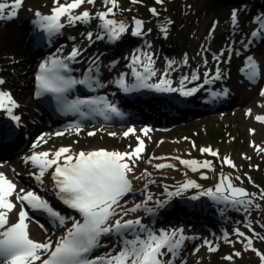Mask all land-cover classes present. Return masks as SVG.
<instances>
[{"label": "snow or ice", "instance_id": "obj_1", "mask_svg": "<svg viewBox=\"0 0 264 264\" xmlns=\"http://www.w3.org/2000/svg\"><path fill=\"white\" fill-rule=\"evenodd\" d=\"M133 3L138 0H132ZM158 4H163L164 0H156ZM54 7L50 14H42L39 11L34 13L36 19L34 23L39 29L52 37L61 32L65 27L62 22L66 20L67 24L75 25L77 22L89 23L93 16L88 10L77 11L82 9L85 4L95 5L96 0H70L67 3H61V0H53ZM106 11L95 14L96 18L102 23L99 27L103 30L104 35H97V40H103L105 36L110 41H119L122 36L128 31L126 24L123 21H118L114 18L115 11L118 7L117 0H103ZM24 0H12L11 3L0 2V20L14 19L19 10L23 7ZM154 16H159L155 8L150 9ZM237 11L231 13V20L235 25L237 23ZM135 29L131 31L132 36H141L144 34L143 21L136 19L134 21ZM256 27L251 31L249 40L244 44L245 49L258 36H264V13L257 15L253 21ZM150 31V30H149ZM162 31L166 34L167 28ZM211 34V32H210ZM87 39L92 40L93 34L88 33ZM60 51L59 49L57 50ZM240 53L237 52L236 55ZM82 55L80 48H73L71 52L64 58L49 57L46 61L38 66V74L35 77L38 91L37 96H42L45 93H51L56 99V102L66 112L79 113L85 116L86 113L82 108L87 107L89 112L97 113L109 119L108 113L121 115L119 109L108 101L105 96L96 98L74 99L68 100L65 93H68L76 85H84L90 90L93 88L92 69L88 70L89 75L83 79H74L71 75L63 73H71L73 69L70 67L72 62H76L77 58ZM224 53L219 56H214V59H220ZM231 50L229 52V58ZM187 58L184 63L187 64ZM227 62V61H226ZM95 63V61H93ZM154 60L152 54L144 53L133 55L131 63L128 67L131 69V75L135 78V83L129 84L126 82V74H122L115 81L117 86L125 93H131L140 89H154L157 92H177L182 96H193L198 90V87L185 88L184 82L189 80L187 75L180 80V87L174 88L171 86L172 81L168 78L169 72H165L159 82L151 83L153 77L157 75L154 68ZM174 62H169L168 68L172 69ZM207 64V60L204 61ZM245 72L248 79L255 81L260 76L259 66L253 56L249 55L245 61V67L241 69ZM208 72L204 73V84H210L213 80L221 78L220 68L216 67L215 75L212 79H208ZM200 76L193 73L191 81H197ZM5 81L0 78V85ZM95 83L98 87H103L99 80ZM226 94V93H225ZM213 95H217L215 92ZM264 96V89L260 92ZM19 107L17 101L13 98L9 91L0 90V111L6 112L7 115L18 124L20 116L14 114V110ZM248 114H251L249 110ZM258 122L264 123V116H256ZM77 131L79 128L77 126ZM150 129H143L142 132L147 136ZM254 134L255 130H250ZM64 133L57 132L55 135L61 136ZM130 134H135L134 128H128L124 133L125 137ZM89 135H95L90 132ZM114 135V134H112ZM40 141L45 142L41 136ZM37 146V145H34ZM193 147L195 145L193 144ZM258 152L264 153V148L253 145ZM202 154H209L212 157H219L218 151L211 148L199 149ZM145 152V142L140 137H137V146L129 151H109L106 149H97L91 151L72 152L70 147H60L55 152L40 151L34 153L27 160L36 168L38 174L35 179L43 183V178L46 173L51 170V179L54 182L56 195L60 201L69 209L74 210L79 214L81 219L68 217L72 221L71 227L66 229L65 235L56 242L49 240L48 242H38L30 238L28 213L24 209L23 204L26 203L33 210H42L49 216L55 218L61 226L66 224V217L50 205V203L35 191H25L19 189L12 180L0 172V264H172V259L165 260L166 256L175 258L179 255L180 250L187 239L183 234L182 229H173L171 231L161 229L159 231L152 230L142 223L141 218L125 219L129 213H136L143 209L149 214H155L153 208L148 207V202L153 200V196L149 193L145 201L136 203L134 206L125 207L126 197L134 192L133 179H145L150 177L151 173L145 169L140 176L135 175L137 161L142 159ZM250 159V157H245ZM155 159H167L164 157H155ZM179 165L190 170L193 173L201 170H212L213 162L211 160L183 159L179 156L174 157ZM223 165L231 168H236V165L231 158L224 157L221 161ZM156 169L172 168L176 165L172 163H157ZM201 179H208L206 173H201ZM239 176L235 180H240ZM251 182V178L249 177ZM148 183H155L149 180ZM145 190L148 184H145ZM201 184L194 179H187L180 184L174 191H169L168 187H164V192L167 194L168 200L157 201L159 208H164L165 205L173 197L182 196L190 189H201ZM15 195V199L21 203L18 211V218L15 222L10 223L9 215L12 213L16 205L12 202L11 197ZM200 197H209L213 201L223 204H230L236 207L237 210L243 208L247 211L253 206L254 194L248 192L245 188L237 186L233 182V178L229 175H220L219 181L214 188L209 187L206 190L200 191L199 195H193L191 199L197 200ZM260 198L264 199V191L260 193ZM123 201V203H122ZM257 208L259 205H255ZM253 236L264 240V236H259L255 233L251 225H248ZM117 234L121 239V247L115 254L89 258V254L101 246V238L109 234ZM131 235L132 238H127ZM235 235L239 238L238 241L243 244L244 251L254 252L261 262L264 264V253L257 250L253 244L252 236H247L245 232L239 229L235 230ZM225 240L228 243H233L225 234ZM208 246L209 252L217 251L209 241H204ZM198 251V249H197ZM241 252H234L232 255L224 257L231 261L234 257H240Z\"/></svg>", "mask_w": 264, "mask_h": 264}, {"label": "rangeland", "instance_id": "obj_2", "mask_svg": "<svg viewBox=\"0 0 264 264\" xmlns=\"http://www.w3.org/2000/svg\"><path fill=\"white\" fill-rule=\"evenodd\" d=\"M63 3L70 2V0H61ZM210 0H164L163 4H158L156 0H138V2L133 3L132 0H117L118 7L114 9L115 16L109 17L117 19L118 21H123L126 24L128 31L124 34L125 36L131 37V31L135 29L134 21L139 19L143 21V31L144 34L141 36V41L146 43L142 48L137 49V53L134 55H140L143 57L144 53L152 54V58L155 62L154 67L159 72L164 70L165 65L170 62H174L172 67L181 66L185 58H188L189 68L191 73H194L199 66L200 70L196 72L200 77L210 68L213 67L214 62H218V67L220 68L221 78L219 80H213L212 83L207 84V87L213 92V87L219 84L230 85L233 90L239 91L237 82L240 80L239 75V65L241 64V53L238 58L236 51L241 48L237 45V40L241 37L243 40L246 38H252L250 32L256 27L252 24L251 20L257 15L264 13V0H218L225 1V6L218 7L213 4L207 5ZM0 2H12V0H0ZM26 6H28L33 12L37 10H49V7L53 6L54 3L51 0H24ZM250 3V6L248 5ZM90 9L88 11L92 14L93 18L90 22L91 29L85 28L83 30L84 37H87L88 31L99 32L101 28L99 25L102 23L99 21L95 14L98 12L106 11L103 0H96L95 5H88ZM155 8L159 13V16H154L150 9ZM233 10L237 11L238 19L235 24L234 31L231 32L230 26L233 22H228L231 19V13ZM21 11L19 10L18 16H21ZM29 25V18L26 20ZM84 24V23H83ZM87 24V23H85ZM167 28V33L165 34L162 29ZM150 30V31H149ZM204 31V36L200 34V39L205 40L207 38L211 41V45L218 47L220 50L224 49V55L218 60L214 59L211 55L212 53H204L201 48L196 49V42L194 40L195 34L202 33ZM211 32V34H210ZM198 38V37H197ZM140 39V38H139ZM207 40H205L206 42ZM127 42L124 39L119 43V47H109L106 54H112L114 51H119L120 56L123 59L129 57V51L131 54L134 52V48L137 46V42ZM235 43V44H234ZM234 51L231 49V56L229 58L228 48L233 47ZM264 50V36L258 37L253 41L248 50L259 49ZM210 50V47H208ZM126 53V55H124ZM199 54V55H198ZM38 56V54H37ZM90 58V57H89ZM197 59V61H196ZM257 61L261 59L264 63V54L259 53L256 57ZM207 60V64L204 61ZM91 61V58H90ZM227 61V62H226ZM126 61L121 63V67L124 70V65ZM0 63L5 66H13L14 61L10 55L6 56L0 53ZM36 64V62H35ZM167 64V66H168ZM264 66V64H263ZM19 67V66H18ZM188 70V69H187ZM260 76L254 81V87L251 90V97L244 96L242 92L239 94L244 101L239 104L241 106H235L233 108L239 109L240 113H232V109H226L225 105L220 103L215 104L211 107V110L201 106L198 110L193 107H184L179 109L176 104L170 107L167 112L164 111L162 105H157L158 102H152L153 100H145L140 98V94L136 95L135 98L130 100H124L122 102L125 105H132L136 110H142L145 108L149 109L152 113H155L149 122V127L152 132H148L147 137L141 131V135L130 134L128 137L124 136V133L131 128L138 121H131L127 119L123 124L115 126L119 128L118 130H108L106 133L97 132L95 135H89L88 131L90 128L102 127L98 124H86L81 126V132L73 131V133H67L63 136L60 143L54 145L52 152H55L60 147H68V144L74 143V152L79 150L88 151L91 148H108L110 150L118 149L122 152L126 150L131 151L137 146V137L144 139L145 142V152L142 155V159L137 161L139 164L144 165L146 161L153 160L159 161L161 159H155V157H162L163 151L169 146L170 148L179 147L183 159H197V160H211L213 162L212 170H201L200 172L193 173L190 170L184 168L179 163L176 164V168H168L165 174H161L159 180L153 181L155 183H149L147 190L144 189L142 192H137L133 194L129 202L137 197H147L150 193L153 196V200L148 202V207L153 208L154 213L156 212L154 208H158L157 201L168 200L167 194L164 192V187L167 186L169 191H174L180 184L184 183L187 179H194L197 183L201 184V189H190L185 192L182 196L173 197L165 205L166 211L160 217L159 214L155 213L156 218L147 215L146 212L141 209L140 211L133 213L132 219L141 218V216L150 217L154 220L152 227L149 228L155 231L161 229L173 230L184 227L186 230L192 229L195 233L193 240L185 244L183 252H187L188 260L186 263L172 261V264H261L259 257L252 251H244V246L240 242H236L239 238L235 235V230L239 229L245 232L247 236H252L254 244L253 246L264 253V240L253 236V232L250 231L248 225L254 229L255 233L259 236H264V199L260 198V193L264 191V153L258 152L253 145L260 148H264V123L258 122L256 116H264V97H261L259 91V84L261 79L264 77V68L261 69L259 65ZM117 71L115 70L113 74ZM109 75V73H108ZM170 76V77H169ZM168 78L176 85L178 81L174 80L176 78L171 77L169 74ZM112 77V76H110ZM107 79L108 84H111V78ZM134 77L128 79L129 84H132ZM239 79V80H238ZM23 78L17 76L15 78L16 84L22 83ZM30 82V81H29ZM198 80L193 81L187 86L191 88L192 86H197ZM219 83V84H218ZM14 83L7 84L5 82L3 89L9 91L17 103L25 107L27 110H31V105L25 106L26 103L22 102L20 99V89ZM31 88V87H30ZM205 93V92H204ZM133 96V95H132ZM29 97L31 98V91L29 90ZM119 97V96H117ZM158 100V99H156ZM249 100V101H248ZM247 102V103H243ZM252 103L251 110L252 113L243 115L242 111L245 110L246 105ZM21 109V107H18ZM177 111V116H173L172 112ZM260 113H259V112ZM129 115V114H128ZM164 115V117H163ZM141 123V120H139ZM147 124L144 125V129ZM168 128L171 129L173 134L181 135L183 131H187L188 137L180 138V142L175 145L172 141L167 143H162L163 137L166 136L162 133L152 136L154 132H168ZM47 128L42 127L45 131ZM148 129V127H147ZM254 129L255 132L252 134L250 130ZM191 131V132H189ZM23 134V131H21ZM114 134V135H112ZM145 137V138H144ZM185 137V136H184ZM30 148L26 152L13 153L9 157H19L21 159V164L26 166V171L16 169L14 165V160L2 162L6 164V171L11 174V177L18 184L21 179H35V175L38 174V168L31 169L30 165L26 161V157L30 155L32 151L40 152L39 148L45 145V142L37 141L36 143H29ZM193 144L195 147H193ZM37 145V146H34ZM211 148L214 151H218L219 157H212L209 154H202L199 149ZM22 153V154H20ZM224 157L231 158L236 168H231L223 165L221 161ZM245 157H250L247 159ZM0 163V164H2ZM162 171V170H161ZM206 173L208 179H201V173ZM229 175L233 178V182L240 187L245 188L248 192L254 194L253 206L247 211L243 208L237 210L236 207L230 204L218 203L216 201H206L204 200L193 203L190 207V203L185 199L186 196L199 195L200 191L206 190L209 187L215 186L219 181L220 175ZM29 175V178L26 177ZM239 176L240 180H235V177ZM251 178V182L249 180ZM45 179H50V173H46ZM157 178V177H156ZM25 187L26 190L30 189V183ZM43 187V186H42ZM44 188V187H43ZM24 189V188H19ZM12 201L18 202L15 196H12ZM143 201V200H142ZM141 201V202H142ZM145 201V200H144ZM139 202V203H141ZM152 205V206H150ZM255 205H259L257 208ZM132 206H128L130 208ZM179 207V208H176ZM217 209L214 211L213 209ZM177 210V213L173 211ZM17 211V209H16ZM141 213V214H137ZM158 217V218H157ZM197 217L198 222L193 224H187L185 219H193ZM193 221V220H191ZM210 224L211 228L216 232L217 239L211 243L217 248L215 252H209L208 246L204 243V236L207 237L206 231L203 228L204 224ZM193 225V226H192ZM62 230V229H61ZM184 231V234L191 235L192 232ZM64 230H62L63 232ZM44 232V231H43ZM45 233V232H44ZM46 234V233H45ZM225 234L229 240L233 243H228L225 240ZM49 236H46L48 239ZM116 244V242H115ZM198 251L191 254V247H197ZM240 251V257H234L233 260L228 261L224 257L232 255L234 252Z\"/></svg>", "mask_w": 264, "mask_h": 264}, {"label": "bare ground", "instance_id": "obj_3", "mask_svg": "<svg viewBox=\"0 0 264 264\" xmlns=\"http://www.w3.org/2000/svg\"><path fill=\"white\" fill-rule=\"evenodd\" d=\"M53 1V0H51ZM11 3V2H9ZM215 3V4H213ZM213 4L214 6H218V7H222L225 6V1H218V0H210L208 2V6ZM250 6V3L248 4ZM52 7V6H51ZM90 9V7H88V4H85L82 6V9L77 10L79 11H83V10H88ZM21 11V16H17V18L15 19H11V20H0V53L3 55H10V57L12 58V60L14 61V65L9 67L8 65L5 66L3 63H0V78H2L7 84H12L14 85L15 82V78L21 77L23 78V82L22 83H18L16 84L18 86V88L20 89V99L22 100V102H25L26 105L25 106H29L33 103V99L32 97H29V90L31 87V84L29 82V79L31 78V76L33 75L34 71H35V62L37 61L38 58H40V56H37V54H39V52L42 51H47V52H52L54 50H60L59 52L57 51V54H61L60 52H63V54H67V50L70 51V48L73 46H76L77 48H80L82 50V55L80 57H78V63L76 64V67H80L82 69L81 73H80V77H86L89 75L88 70L91 68L92 69V79H93V83H95V80L98 79L100 83H102V85L104 84L105 86H103L104 88H108L109 90H115L118 89V87H116L113 84H108V82H106V80L104 81V79L102 78V73H109V76H115L119 70H123L121 67V63L124 62V60L126 61L125 63H131V59L130 56H133L134 54H136L138 51L137 49H140L143 47V45H145L146 47V43H143L141 40V37L137 36H131L129 37L128 35L125 36L123 35L122 38L119 41H110L107 36H105V38L103 40H97L96 36L97 35H104L103 30L101 29L99 32L94 31L92 32L93 34V39L92 40H88L87 37H84L83 34V30L86 28L91 29V23L89 22L87 24H83L81 22H77L75 25H69L67 24L66 20L62 21L65 24V27L61 30L60 33L49 37L48 35L46 36L47 38L51 39V45L45 46L44 48L40 49V50H36L34 51L32 49V44L35 43V38L32 37H28L27 33L28 31L31 30V26L27 24L26 20L28 18H30L31 16L34 15V12L25 5V3L23 4V7L20 9ZM255 19V17H254ZM254 19H252L251 23H253ZM229 23L232 22V20L230 19L228 21ZM254 26H256L254 24ZM234 27L235 25L232 23L230 26V31L233 32L234 31ZM204 31L202 30V33H197L195 34L194 40L196 42V49L197 48H201L200 50H202L204 53H212L211 55L214 56H219V54L221 52H224V49L220 50L218 47L213 46L210 44L211 41L208 40L207 38H205V40H207L205 42V40H201V38L199 35L202 34L204 36ZM28 37V38H27ZM198 37V38H197ZM260 38V36H258ZM256 37L255 40L258 38ZM140 38V39H139ZM127 39V42H137V46L134 48L135 50L133 51L134 53L131 54V52L129 51L128 55L129 57L123 59L122 55L120 56L119 51H114L112 54H106V51L108 50L109 47H119V43H121L122 40ZM249 40H252V38H246V40L241 37L240 39H238L237 45H240L241 48H238L236 53L239 52L241 53V57L240 55H237V57L241 59V64H244L246 61L247 56L251 55L253 56V58L256 60L258 66H261V69L264 68L261 59H259V61H257L256 57L259 55V53H263L264 54V50L262 48L259 49H245L244 44L246 42H248ZM254 40V41H255ZM65 44V45H63ZM235 44V43H234ZM63 45V47H62ZM234 46L231 47H225L228 48V50L234 51ZM208 47H210V50H208ZM126 55V53L124 54ZM199 55V54H198ZM91 58V61H87L88 58ZM221 58V56H220ZM93 61H95V63H93ZM188 61V58H187ZM197 61V59H196ZM264 61V60H263ZM170 62V60H169ZM168 64V63H167ZM167 64L164 67L163 73H165L166 71L170 73L171 77H174L176 79H174L175 81L177 80L178 82H180L181 78L185 75H187L189 77V80L185 81V88L187 89V86L189 84H191L193 81L190 82V78L191 75L193 73H191L190 70V66H189V62H187V64L184 63V61L182 62L181 66H175L172 67V69H169ZM19 66V67H18ZM88 66L89 69L86 71L83 69V67ZM124 68V67H123ZM188 69V70H187ZM215 69L214 67L210 68L208 71H204V72H208V79H212V77L215 75ZM117 71L115 74L114 71ZM124 70L126 71V78L129 79L132 77L131 73L128 71L127 68H124ZM200 70L199 66L196 70H194V73L198 72ZM239 75L240 80L237 82V86L239 87V91L237 92L236 90H233L230 85H226V84H219L217 86L213 87V92L207 87V84H204L203 81L204 79L202 78V75L200 77V79L197 82V86L199 88V90L193 95V96H189L186 97V102H185V106L186 107H193L195 110H198L199 107L203 106L205 108H207L208 110H211V107L215 104L220 103L221 105H225L226 109H232V113H240L239 109H235L233 107L235 106H241L239 103L241 101H244L242 97H240V93L243 90V93L245 94L244 96L247 97H251L252 96V92L250 93V91L253 89L254 87V81H251L248 79L247 75L245 74V72L243 71H239ZM170 77V76H169ZM126 79V82H127ZM132 83H135L134 81ZM5 84V83H4ZM3 85H0V90H4L3 89ZM96 84V83H95ZM180 87V84L179 86ZM251 89V90H249ZM5 91V90H4ZM205 92V93H204ZM216 93L217 95H213V93ZM142 91L141 89L135 92H131V93H127L128 94H133L132 98H135L136 95L141 94ZM226 93V94H225ZM119 94V91H116V95H109V98L112 101H117V96ZM264 97V96H261ZM124 100L126 99H122V100H118V103L120 105H122V109L127 112V116L128 119L131 121H138L141 120V123L136 122L134 125L131 126V128L135 129V134L137 135H141V131L144 129V125H146L145 128L149 127V122H151V118L153 117V115H155V113H152L149 109H142V110H136L132 105H125L122 102H124ZM158 100L160 102V105H162L164 107V111L167 112V110L170 107H173L174 104L169 101L168 99L165 98H158ZM249 101V100H248ZM243 103H247V102H243ZM23 105V104H22ZM22 105H20L19 107H21V109L16 108L14 110V114H18V116H20V122L19 125L21 127V130L23 132H30L32 130V125L35 126L36 128H38L39 130L37 132H41L40 129L43 127L44 125V119L42 116L34 113L33 111H29L27 110L25 107H22ZM251 106L252 103H249L246 105V108L244 111H242L243 115L248 114L249 110H251ZM252 111L255 110H251ZM259 112V111H258ZM7 115L6 112H4ZM260 113V112H259ZM129 114V115H128ZM164 117V115H163ZM11 123H17L16 121H11ZM79 131H77V127L76 128H72V129H66V130H55V129H46L45 131L42 130L41 136L44 137V140L46 141L45 145L40 147L39 150L40 151H48V152H52V149L54 147L55 144L60 143L61 139H63L62 137L65 136L67 133H73V131L76 132H81L82 127H78ZM119 128H115V126H111V127H98V128H90L88 133L92 132V133H106L108 130H118ZM168 132L163 133V132H154L152 136H148V137H154V135L162 133L163 136L164 134L166 136L163 137V141L162 143H167L169 141H172V143H174L175 145H177V143L180 142V138H186L188 136L186 135H190V133L188 134L187 131H183L181 135H175V133L173 134V132L171 131L170 128H168L167 130ZM57 132H62L64 133L61 136H57L55 135ZM191 132V131H189ZM36 133V132H35ZM34 134V132H33ZM185 136V137H184ZM147 137V136H146ZM145 138V137H144ZM143 139V137H142ZM25 140V136L22 134V132H19V134L16 136V138L11 142V145H15L16 143H18L19 141H23ZM144 140V139H143ZM9 145V150L13 149L12 146ZM8 146L3 147L0 145V153L1 152H8ZM68 147H70L72 149L73 153L74 149H75V145L74 143L72 144H68ZM30 146L28 144L27 148L23 151L26 152L27 149H29ZM96 148H91L88 151L91 150H95ZM129 150V149H128ZM128 150H126L125 152H129ZM112 151H120L118 149H113ZM19 153V152H17ZM22 154V153H20ZM181 157L183 158V155L179 149V147H175L174 148H169L167 147L164 151H163V156L164 158L167 159H161L159 161H153V160H148L146 161V163H144V165H141L137 162V166L135 169V175L136 176H140L142 173H144L145 169H147V171L149 173H151L150 177H146L145 179H133V187H134V192L132 194H129V196H127L125 199L127 201L125 207L128 206H134V204L141 202L142 200H146V197L143 198L141 197H137L132 199L131 202H129L130 197L133 194H136L137 192H142L145 189V184H148L149 180H159L161 174H165V172L167 171L166 169L168 168H164V169H156L155 165L157 163H172V164H177L178 161L174 159V157ZM1 158V157H0ZM14 160V165L16 166V169L21 170L22 172L26 171V166L21 164V159L19 157H11L8 159H0V163L2 162H6V161H11ZM141 160V159H140ZM6 164H0V172H3L8 179L12 180L13 183L16 184L17 186V192H19V188H24L26 184L24 183H30L33 185H42L44 187V198L48 201L53 200L54 198V194H55V187L53 185V181L52 179H45L43 178V183L41 184L40 181L37 180H32V179H21L20 183L18 184L17 182H15L13 180V178L11 177V174L6 171ZM162 170V171H161ZM156 176L154 179L153 177ZM15 196V195H14ZM193 195L190 196H186V200L188 201V203H190V207L193 206V203L197 202V200H193L191 199ZM204 199H206V201H212L211 198L209 197H205ZM203 198H199V201L204 200ZM12 200V197H11ZM15 205L16 208L15 210L10 213L9 215V219H10V223L11 222H15L18 218V211H19V204L17 205L15 201H12ZM123 203V201H122ZM152 206V205H150ZM179 208V207H176ZM17 209V211H16ZM155 209V213H157V215L159 214V216L161 217L162 214H164V212L166 211V209L168 208H154ZM214 211H217L216 207L215 209H213ZM174 213H177V210L173 211ZM162 213V214H161ZM137 214H141V213H137ZM133 217V213H129L128 216L125 217V219H132ZM141 220L142 223L145 224L148 228L152 225L154 222L153 219H151L150 217H146V216H141ZM193 220V221H191ZM199 219H197V217H193V219H185L182 222H186L187 224H193L197 223ZM68 223V222H67ZM193 226V225H192ZM178 229V228H177ZM182 230H186L184 227L179 228ZM171 231V230H169ZM188 232H192L191 234V238L188 239L189 240H193V236H195V233L193 232L192 229L186 230ZM31 234L33 236V239L38 241V242H45L46 239V234L43 232L42 229H40L39 227L32 225L31 224ZM184 234V232H183ZM114 236L116 237V241L118 242V235L114 233ZM127 238H132L131 235H128ZM188 241L186 240L182 246V250H180V253L177 257H175L174 259L171 258L170 256H166L164 259L165 260H169L172 259V261H177V262H185L186 260H188V254L187 252H183L184 248H186V245L188 243ZM102 242L110 244V239L106 236L102 237ZM116 242V243H117ZM117 252L113 251L110 253H107V247H103L99 250H97L96 253H94V255H90V258H95V257H100V256H105L108 254H115ZM197 252V251H196ZM195 252V253H196Z\"/></svg>", "mask_w": 264, "mask_h": 264}]
</instances>
